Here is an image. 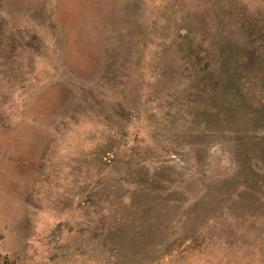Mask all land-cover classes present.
<instances>
[{"label": "rangeland", "instance_id": "374dc122", "mask_svg": "<svg viewBox=\"0 0 264 264\" xmlns=\"http://www.w3.org/2000/svg\"><path fill=\"white\" fill-rule=\"evenodd\" d=\"M0 168V264H264V0H0Z\"/></svg>", "mask_w": 264, "mask_h": 264}, {"label": "clouds", "instance_id": "9594fccd", "mask_svg": "<svg viewBox=\"0 0 264 264\" xmlns=\"http://www.w3.org/2000/svg\"><path fill=\"white\" fill-rule=\"evenodd\" d=\"M16 138L23 142L22 134ZM0 178L7 179L9 183L16 182L13 174L4 168H0ZM18 204L17 197L10 194L5 188L0 187V223L15 213Z\"/></svg>", "mask_w": 264, "mask_h": 264}]
</instances>
